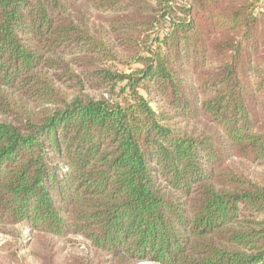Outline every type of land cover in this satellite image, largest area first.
Here are the masks:
<instances>
[{"label":"trees","instance_id":"1","mask_svg":"<svg viewBox=\"0 0 264 264\" xmlns=\"http://www.w3.org/2000/svg\"><path fill=\"white\" fill-rule=\"evenodd\" d=\"M0 233L264 264V0H0Z\"/></svg>","mask_w":264,"mask_h":264},{"label":"rangeland","instance_id":"2","mask_svg":"<svg viewBox=\"0 0 264 264\" xmlns=\"http://www.w3.org/2000/svg\"><path fill=\"white\" fill-rule=\"evenodd\" d=\"M257 1V0H255ZM263 2V0H258ZM167 30L160 29V33ZM140 65L132 67H120L126 73H130ZM15 239L10 235L0 233V264H71L74 258L93 255L90 246L79 237L70 240H60L54 237H44L32 233L22 251H15ZM17 253V254H16ZM18 255V258H15ZM138 264H154L151 261H144Z\"/></svg>","mask_w":264,"mask_h":264}]
</instances>
